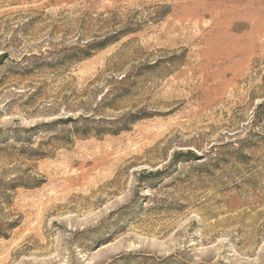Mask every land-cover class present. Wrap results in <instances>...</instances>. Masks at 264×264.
<instances>
[{
    "label": "rangeland",
    "instance_id": "obj_1",
    "mask_svg": "<svg viewBox=\"0 0 264 264\" xmlns=\"http://www.w3.org/2000/svg\"><path fill=\"white\" fill-rule=\"evenodd\" d=\"M0 264H264V0H0Z\"/></svg>",
    "mask_w": 264,
    "mask_h": 264
},
{
    "label": "trees",
    "instance_id": "obj_2",
    "mask_svg": "<svg viewBox=\"0 0 264 264\" xmlns=\"http://www.w3.org/2000/svg\"><path fill=\"white\" fill-rule=\"evenodd\" d=\"M0 229H1V225H0Z\"/></svg>",
    "mask_w": 264,
    "mask_h": 264
}]
</instances>
